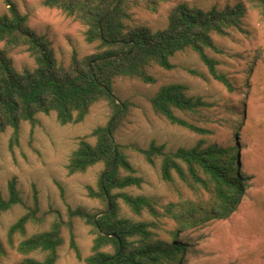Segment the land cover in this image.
I'll return each mask as SVG.
<instances>
[{"label": "rangeland", "instance_id": "rangeland-1", "mask_svg": "<svg viewBox=\"0 0 264 264\" xmlns=\"http://www.w3.org/2000/svg\"><path fill=\"white\" fill-rule=\"evenodd\" d=\"M11 1L28 15L30 27L51 41L58 63L68 65L73 52L83 57L97 50V43H87L84 39L87 26L73 17L44 6L43 0ZM135 1L129 22L158 30L167 25L169 10L176 4L186 3L208 9L213 5L223 7L247 0H164L154 12L140 0ZM6 10V0H0V14ZM242 23V30L234 29L228 35L214 36L218 52L206 50L218 60V69L229 77L234 87L232 91L214 80L198 54L190 49L171 57L172 69L150 64L147 72L155 79L154 83L124 76L116 77L113 83L115 97L127 105L114 138L122 145L124 154L135 169V176L142 182L139 187L114 189L112 193L126 192L152 198L160 213L158 218L146 209L135 214L121 197H117V216L136 222H155V226L149 229L168 243L171 242L168 231H179L176 240L188 243L182 264H264V15L255 8H249ZM7 56L18 71L35 67L24 47L8 52ZM190 69L199 75L190 73ZM168 83L185 84L190 95L202 96L211 103L203 109L201 116L177 112L181 118L209 129V133L198 134L170 124L154 112L150 98L159 86ZM112 116L113 110L108 102L99 100L90 107L84 120L76 124H59L54 112L37 113L34 124L28 121L20 124L18 140L12 147L13 129L8 127L0 133V192L8 198V183L14 179L21 197V203L0 213V264H19L25 258L14 248L22 236L17 234L14 237L13 247L8 230L33 206L34 188L38 212L36 219L27 223L26 234L47 230L56 219L71 222L82 257L91 254L92 227L78 218L71 219L68 209L80 207L91 213L105 210L106 203L87 195V186L98 191L99 177L105 168L99 163L84 173L68 175L66 165L80 138L90 134L96 126L109 123ZM201 139L206 141L205 145L216 144L224 148L238 145L240 172L247 178L235 211L226 217L194 222L192 217H179V212L190 204L210 208L216 200L213 192L201 182L183 179L174 170L172 179L164 180L161 159L156 158L150 164L130 145L145 149L154 141L164 145L166 151H175L190 148ZM88 141L94 143L95 138L88 137ZM179 163L188 173L187 166L181 161ZM198 174L206 178L200 168ZM213 213L216 214V210ZM61 237L63 242L57 250L56 264H85L76 258L69 246L68 226H63ZM133 238L138 241L140 237ZM28 257L41 260L44 253L36 251Z\"/></svg>", "mask_w": 264, "mask_h": 264}, {"label": "trees", "instance_id": "trees-1", "mask_svg": "<svg viewBox=\"0 0 264 264\" xmlns=\"http://www.w3.org/2000/svg\"><path fill=\"white\" fill-rule=\"evenodd\" d=\"M140 1L154 12L164 0ZM42 3L86 25L84 39L87 43H97V50L83 57L73 52L68 65L58 63L51 41L30 27L28 15L22 13L15 2L6 0L7 10L0 14V133L8 127L13 129L12 147L18 140L20 124L24 121L34 124L37 113L54 112L59 124H76L84 120L94 103L107 101L113 110L112 119L80 138L66 165L68 175L84 173L99 163L104 165L98 191L87 186V195L106 203V208L98 213L80 207L68 209L71 219L78 218L92 227L94 238L91 254L82 257L71 222L56 219L49 229L26 234L27 223L35 220L38 212V197L34 188L33 206L8 230L9 242L13 247L14 237L17 234L22 236L14 247L25 256L19 264H56L57 250L63 242L61 231L65 225L70 229V248L76 258L85 264H182L188 243L186 240H176L179 231H168L171 235V242L168 243L149 229L155 226V222H136L117 216V197H121L135 214L146 209L158 218L160 213L152 198L126 192L112 193L114 189L139 187L142 182L140 177L135 176V169L124 154L122 145L114 138L127 110L126 103L119 102L113 93L114 79L124 76L154 83L155 79L147 72L150 64L172 69L174 64L171 57L179 51L190 49L198 54L208 74L232 91L234 87L229 77L218 69V60L206 50L219 51L215 35L224 36L230 30H242L243 18L249 8H255L264 15V0L238 1L223 7L213 5L208 9L179 3L170 8L167 25L158 30L129 22L135 0H43ZM20 47H24L33 59L35 67L32 70H16L7 56L8 52ZM189 72L199 75L191 69ZM150 102L154 112L170 124L198 134L210 132L177 114L182 112L201 116L203 109L211 105L202 96L190 95L185 84L159 86ZM88 137H94L95 142H89ZM205 144L206 141L201 139L190 148L175 151H166L164 145L154 141L145 149L130 145L150 164L156 158L161 159V176L164 180L170 181L174 170L183 179L201 182L213 192L216 200L210 208L190 204L179 212V217H192L194 222L226 217L235 211L244 179L247 178L240 172L238 145L224 148ZM179 161L187 166L188 173L182 169ZM198 168L204 171L206 178L198 174ZM8 190V198H4L0 192V213L21 203L14 179L9 181ZM108 199L111 208H108ZM133 237L140 238L136 241ZM36 251L44 253L43 259L28 257Z\"/></svg>", "mask_w": 264, "mask_h": 264}, {"label": "water", "instance_id": "water-1", "mask_svg": "<svg viewBox=\"0 0 264 264\" xmlns=\"http://www.w3.org/2000/svg\"><path fill=\"white\" fill-rule=\"evenodd\" d=\"M108 204H109L108 208H111V203L109 199H108Z\"/></svg>", "mask_w": 264, "mask_h": 264}]
</instances>
